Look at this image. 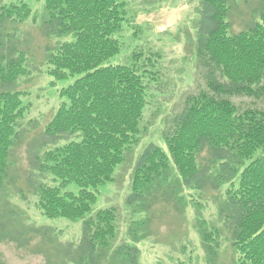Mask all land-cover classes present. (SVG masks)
<instances>
[{"label": "trees", "instance_id": "16d2710c", "mask_svg": "<svg viewBox=\"0 0 264 264\" xmlns=\"http://www.w3.org/2000/svg\"><path fill=\"white\" fill-rule=\"evenodd\" d=\"M238 4L200 0L194 50L206 87L173 112L163 145L150 141L138 155L126 205L145 218H132L120 239V211L96 205L150 134L145 113L158 54L143 59L135 52L132 63H113L132 17L127 0H45L44 33L73 39L45 52L49 74L62 87L56 113L29 144L30 167L47 176L34 187L40 222L10 198L16 190L27 198L16 184L14 151L28 125L20 124L30 106L16 84L31 73L20 38L32 7L0 0V241L27 248L47 240L54 247L46 254L49 263L54 255L61 264H142L151 208L182 203L187 189H223L218 214L235 264H264V108L241 109L233 100H264V0H255L251 17L235 32ZM68 220L81 224L77 241L64 238ZM198 232L206 264H218L221 230L199 221Z\"/></svg>", "mask_w": 264, "mask_h": 264}, {"label": "rangeland", "instance_id": "374dc122", "mask_svg": "<svg viewBox=\"0 0 264 264\" xmlns=\"http://www.w3.org/2000/svg\"><path fill=\"white\" fill-rule=\"evenodd\" d=\"M127 1L132 17L120 33L123 48L121 53L113 58V63H132L135 52H142L143 59L158 54L154 57L153 68L159 74L157 80L150 85V104L145 113V124L150 127V134L143 140L141 146L134 150L128 161L118 167L116 181L103 189L96 205L115 206L120 211L122 216L120 239L128 236V226L132 218L139 220L145 218L144 214H136L126 205L138 155L150 141L163 145L162 134L170 127L173 112H178L183 107L188 94L199 92L206 87L207 82L206 71L201 64L200 66L197 64L194 50L200 0ZM11 2L28 3L33 14L21 26L20 38L22 48L30 52L31 73L19 78L16 84L19 90L26 92L24 101L30 106L28 114L20 121L21 125L28 122L26 131L21 136L20 146L14 151L16 184L25 190L27 198H23L16 189H12L16 191L10 198L13 204H18L26 209L31 217L38 219L40 216L35 206L38 194L34 193V187L37 181H47V176L30 167L33 163L30 159L33 157L29 144L41 134L60 106L58 89L62 87V83L56 82L53 75L49 74L45 52L47 46L55 47L64 39L47 36L44 33L45 0H6L8 4ZM253 6L255 0H239V13L236 14L233 31L238 32L244 27L252 15ZM66 39L73 38L69 36ZM233 100L241 109L264 108L262 99L234 97ZM31 120L33 122L29 123ZM48 180L51 182L52 177L48 176ZM223 192V189L221 192L210 189L204 191L187 189L181 193L185 195L186 202L178 203L179 207L160 202L151 208L150 212L146 213L147 219L151 220L147 226L150 229V236L140 244L141 263L206 264L198 232L199 221H206L207 225L218 227L222 233L218 264H235V253L228 238V231L218 214V200ZM191 200L198 201L199 205L193 204ZM44 222L55 225L50 220L44 219ZM62 228L66 240H78L81 234L80 222L68 220L62 224ZM53 252V244L47 240L36 241L27 248H18L13 242L0 241V261L6 264H61V260L54 255L51 262H48L46 254Z\"/></svg>", "mask_w": 264, "mask_h": 264}]
</instances>
